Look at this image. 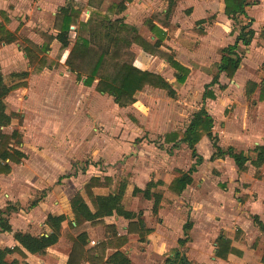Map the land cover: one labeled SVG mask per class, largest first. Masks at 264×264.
I'll return each instance as SVG.
<instances>
[{
    "label": "crops",
    "instance_id": "0c3cea01",
    "mask_svg": "<svg viewBox=\"0 0 264 264\" xmlns=\"http://www.w3.org/2000/svg\"><path fill=\"white\" fill-rule=\"evenodd\" d=\"M91 1L94 0H0V27H3L5 30L17 37V41L14 43H0V53L6 49L12 51L14 48H16L18 55L24 56L23 52L21 51V48L24 46V39H29L34 44L42 46L44 43L43 40L39 41L33 39L31 35L21 38V31L23 29L31 30L33 27H39L42 35L46 34L55 36L56 31L53 29L55 15L60 10V8L67 7L69 4H73L74 7L80 9L78 21L86 22L90 14L94 12L107 14L112 20L121 19L126 25L135 27L139 36L151 44L155 42L156 38L149 31L145 22L149 20L151 16H155L157 19L153 21L154 24L166 32V36L162 41L160 49L172 54L175 61L189 70V74L183 84H178L175 79V71L171 69V67L166 62L155 55H150L144 52L141 47L135 44L131 46V50L135 55L134 66L140 70L160 75L172 86L176 94L177 90L175 85H184L189 80L203 82L200 104L201 107L204 106L208 114L211 116L208 111L210 102L214 103L216 100L221 99L223 101V105L225 106L222 111V121L220 122V127L215 118L213 119L214 116H211L213 119L212 134L213 136L217 137L218 145L224 150L231 147L235 152H243L248 154L250 160L246 162L245 169L240 172H238L233 159L229 156L210 160L213 149L211 141L204 136L202 139L206 138L210 151L207 153V155L202 153L198 154L196 149L197 145L195 146L197 156H201L203 161L201 164L196 166V171L191 174V182L180 194H175L172 192L170 190V186L174 179L180 177L182 173L187 172L196 161V158L191 154V150L183 143L181 144L187 147V149L190 151L191 157L194 160L190 158V164L186 168L185 166H177L176 168L179 170L177 171V175L170 176L169 179L166 178L168 181H164V178H161L162 176H160V174L159 177H157V172H153V174L152 172L147 173L146 169H144V166L139 163L136 167L132 168L130 176H124L118 180V177L114 175V169H112L111 172H102L101 170H94L93 167L89 166L85 170L83 169V172L80 173L79 171L77 175L73 174L72 176H68L66 179H64V182L67 186L71 187L72 189L74 187L75 188L73 192L67 188L66 193L58 196L57 192L51 189L52 186L46 185V182L43 183V181L40 180V176L43 171L40 167L36 166L31 170L29 176H27V178H25V180H23L21 183L26 185L25 182L28 181L29 177V180L32 181V185L35 187V189H46V191H49L50 189V192L46 193V195H44L40 201L36 202L35 204L32 203L33 205L31 204L32 206L30 207V211L25 215L20 214L19 216L17 214V208H14V211H11L6 215L12 232H0V249L4 250L6 248L19 246V244L13 238V233L15 232L28 233L35 237L46 236L48 233H50V229L45 224V220L48 215L64 216L65 221H63L61 224V235L58 242L55 245L47 248L45 253L42 255L29 254L20 247L22 252L25 254V257H22L15 252L9 253L6 255V261L10 262L16 260L18 261V264H66L72 246V242L70 240L71 238L76 237L80 233L84 232L87 236L85 249H90L99 242L105 241L104 226L112 225L115 227L118 236L127 237V243L121 247L120 251L124 252L131 261V264H133L131 256L136 250L134 245L137 246L143 245L144 243L146 244L154 240L155 237H158L159 233L162 232V230L159 228L161 226L158 225L159 221L157 222V226L154 227L152 224L146 222L145 213H142L141 210L128 206L127 200L129 198L140 199L141 197L145 202L150 203L151 216L157 217L158 219L162 215V217L165 218L164 212L172 205V203H175L176 198H181V200L185 199L189 202L190 212L186 215L184 222H181V217L183 215L180 216V214L177 215V219L174 216L173 222L172 220L171 222L170 220L168 222L174 227L172 228L173 231H167V233H170V237H173L174 247L171 249V252L165 256L162 264H165L167 259L176 258L177 256L183 258L187 264H262V257L264 254V237H260L261 239H258V237L260 235H264V227H262L264 226V214L262 213L264 211V162L258 166H255L252 161L256 159L255 148L258 146H264V100L259 99L260 87L264 83V68L262 69L264 65V54L262 52H258L257 50L259 49L257 42L264 43V29H261L264 28V0H246L245 14L236 16L235 20L225 15L224 0H177L170 19L167 21L169 23V26L167 27H164L161 22L164 21V15L168 7V0H165L162 8L159 7L160 5L158 1L160 0H131L130 2H125V9L118 13H116L115 9L109 11L108 7L110 5L112 6L113 4H118L123 0H95L98 1L101 6L106 4L104 9L100 7L98 9V7L96 8L95 6H92ZM55 6L58 7L55 8ZM83 13H85V17L81 16ZM173 14V22H171V17ZM34 15H39L36 21L33 20ZM47 15L50 16L52 22L50 29L46 27L47 24L44 22L45 16ZM178 15L179 20L177 22L175 19L178 17ZM236 20L238 21L239 25L236 27V29H234L233 25H235ZM246 24L250 25V28L254 31V36L248 47H244L241 44L238 45L240 50H242V53H240L241 62L238 69L234 73L232 79H228L225 73H219L218 83L210 88V90L213 92L214 98L206 99L203 102L202 97L204 93V86L209 84L213 76L217 74V65L219 64L221 58V50L229 45L234 44L235 39L240 32V27ZM171 25L174 26L175 36L179 38L178 41L176 38L174 39V45L172 46L173 49L171 46H168L170 44L167 39V31ZM70 28L71 31L69 33V42L72 45L76 37L75 26H71ZM144 28L147 29V33L142 31ZM185 33H188V37L184 35ZM29 34L33 33L30 32ZM71 35H73L72 39ZM53 45H56L59 49H61V45L56 40H53L47 53L50 52ZM63 51H65L63 58L64 64L69 49H65ZM13 59L15 58H13L10 54L8 55L7 59L4 53H1L0 71L3 77V82L8 86L20 82L27 83V81L30 80V77L33 76L32 74L36 73L32 72L33 69L29 66L26 58L24 60L26 65L25 67L21 66L22 69L14 68L17 65H21L22 63L19 62L18 64L16 62H12L11 60ZM45 62L46 67L43 68L41 72H43L44 69L51 68L50 64L48 63V59H46ZM64 66L76 79V75L72 73L65 64ZM10 68L12 69L10 70ZM6 72L8 73L6 74ZM21 73H27V76L19 75ZM7 75L10 77V82L8 83L6 81ZM68 82L72 81L69 80ZM80 82L82 83V81ZM248 82L255 83L257 87L250 95L247 96L245 89ZM82 86H84L83 83ZM24 88H26V86L17 88L15 90ZM146 88L161 92L164 91L149 86H146L145 89ZM7 96L0 101V106L3 108L4 112L10 113V111H7L5 107V99ZM250 99L251 101L249 103L248 100ZM229 104L231 107L228 106ZM114 105L117 108H120L115 103ZM227 107L230 109L229 111H227ZM129 108L130 106L125 107V109ZM19 114L22 118V114ZM61 119L62 118H60V120ZM80 120L85 121L82 118H80ZM63 121H65L64 118ZM65 122L67 123H62V126L60 124L58 127L60 132L63 131L65 125L67 126V129H69L70 126H73V124L70 122L69 124L68 121ZM83 123L85 124V122ZM43 126L44 124L39 122L38 119L27 122V127L32 128L33 130H41ZM3 129L4 128L1 129L2 132ZM84 129L86 128L80 127L79 130L84 131ZM171 134L167 135L169 136ZM85 135H78L76 138H73V141L82 138L84 139ZM164 138V145L172 144L173 147H175L180 143L178 140L165 143ZM22 141L23 136L21 140L20 151L24 153L27 158L28 153L26 152ZM73 141H70V143ZM65 145L66 147L70 146L66 143ZM112 153L113 152L106 153V155H112ZM84 154L80 157L84 156ZM65 155L75 157L66 153ZM65 155L60 156L65 157ZM32 156L34 155L32 154ZM32 156L30 155L29 157ZM80 157L75 158L78 159ZM49 161H51V157L49 158ZM169 163L172 162H167L166 160V169ZM20 164L10 163V174L0 175V179L1 177L10 178L14 168ZM208 165L213 166L211 170L216 167L221 169L226 168V171L223 175H221V177L225 176L224 178H229L227 186L224 187V185H222L224 189L228 187L227 191L219 192L218 190L213 189L214 187L207 185L208 183H211L210 177L205 178L206 180L201 184L196 182V179L201 173V167H209ZM169 167H173V163L172 166ZM182 167L184 168L183 171H181ZM94 171H96V173ZM139 171L143 175H146L145 179L138 176ZM47 173L52 174L53 170H45V174ZM165 175L169 177L167 173H165ZM210 176L214 177L211 175V172ZM65 177L66 176H62L61 178ZM91 178H98L99 182L105 184L100 187H93L91 190L93 196H108L110 194L114 196L120 186L124 185L121 205L125 211L130 212L133 216L130 219H126L125 217L117 215L113 212V214L109 217L96 220L95 222H100L98 224L91 225L89 223H85L81 230L76 232L72 231L68 227V221H73L70 200L75 194L79 193L84 203L89 207V210L92 213L94 212V208L84 190L85 184L89 182ZM105 178L110 179L109 182L105 183ZM157 179H160L161 181H157ZM152 182L155 184V186L150 188L149 195L146 196L143 191L147 188L148 184ZM42 185L43 188H41ZM235 188L240 190V195H243V197L238 200L236 205L232 203L234 191L235 194L239 193L237 190H235ZM134 189H138L141 192L133 194ZM189 190L193 191L192 194L189 192ZM158 192L161 193V199L158 203L157 211L154 213L153 208L155 199L153 194ZM245 195H248L246 199H244ZM243 199L244 202H242ZM58 201H61L62 203ZM9 202L10 201L8 200V203ZM8 203L5 205V207L11 205ZM63 203L64 205L62 206ZM3 210L4 209H0V211ZM21 210L22 209H20V212H22ZM230 212H232V214ZM221 214L222 216L220 217ZM245 217L246 219H244ZM219 218L220 222L217 221ZM138 219L142 221L141 227H136L134 234H128V224L130 222H136ZM241 220L244 222H241ZM179 221L180 223L178 225L177 223ZM187 221L191 223V228L187 231V236H185L183 225ZM234 223H238L241 228L237 227L235 230H232L231 227L234 225ZM218 225H220L221 228L226 231L222 232ZM245 226L251 227L252 230H254V236L248 238L246 234H244ZM66 228L70 233L67 236L69 244L65 250H62L60 248L61 241L64 240L63 236ZM217 228V233L212 236V232L216 231ZM185 237L188 238L187 241L183 245H179L178 241L185 239ZM221 238L230 241L229 249L232 251L229 250L227 252L225 248H223L220 255H217L219 248L218 240ZM188 244L192 246V249L189 248V251L185 252L184 249L187 248ZM113 252H115V249L108 246L104 259L106 260L107 257ZM85 264L89 263L86 262Z\"/></svg>",
    "mask_w": 264,
    "mask_h": 264
},
{
    "label": "rangeland",
    "instance_id": "374dc122",
    "mask_svg": "<svg viewBox=\"0 0 264 264\" xmlns=\"http://www.w3.org/2000/svg\"><path fill=\"white\" fill-rule=\"evenodd\" d=\"M158 2L159 7L162 8L165 0ZM91 5L96 8L98 7V9L99 7L104 9L106 4L101 6L98 1L94 0L91 1ZM57 7L55 6V8ZM38 16L34 15L33 20L36 21ZM81 16L85 17V13ZM173 16L174 14L171 17V22H173ZM175 20L178 22L179 15ZM44 22L47 24L46 27L50 29L52 22L49 15L45 16ZM173 25L167 31V39L170 44L168 46H171V48L174 45V39L176 38L177 41L179 39L175 36ZM238 25V21L236 20L235 25H233L234 29ZM142 31L148 32L146 28ZM30 32L33 34H29ZM20 34L21 38L31 35L33 39L45 41L39 27H33L31 30L23 29ZM184 35L188 37V33ZM72 38L73 35H71ZM257 45L259 47L257 49L258 52L264 54V43L257 42ZM1 53H4L7 59L9 54L15 58L11 60L12 62L22 63L14 68L22 69L21 66L25 67V56H19L16 48L12 51L6 49ZM64 53L65 51L53 45L50 52L44 55L45 59H48L51 68L44 69L41 73H36L32 70L36 74H32L33 76L30 77V80L28 78L29 81L26 83V88L11 92L5 99L7 111L17 112V114L21 113L22 118L20 116L13 118L11 124L3 129V133L10 134L15 130L16 132L19 131L23 136L22 144L28 153V157L25 159L27 161L23 160L20 165L14 168L10 178L1 177L0 179V209H4L3 211L7 207L17 208L19 216L20 214L25 215L30 211V207L33 204L40 201L46 193L50 192V189L49 191H46V189L41 190L40 188L35 189L29 177L28 181L25 182L26 185L21 183L36 166L40 167L43 171V173L41 172L40 180L43 183L46 182V185L52 186L51 189L60 196L67 192V188L72 192L75 188L72 189L67 186L64 179L73 174L77 175L79 171L80 173L83 172L89 166L93 167L94 170H101L102 172H111L114 169V175L118 177V180L121 177L130 176L132 168L136 167L139 163L144 166L147 173L152 172L153 174V172H157V177L160 174L161 178H164V181H168L166 178L169 179L170 176L177 175V171H179L176 168L177 166H185L186 168L190 164L189 159L194 160L185 145L181 143L175 147L172 144L164 145L163 138L165 135L171 133H176L179 138L182 137L192 115L201 107L203 82L189 80L184 85H175L177 94L174 98H169L164 91L143 88L141 93L136 94V103L130 106L129 109H125V107L117 108L110 96L99 94L95 91L94 85L96 82L90 87H84L80 81H77L68 72L63 64ZM240 53H242V50H240ZM6 79L7 83L10 82L8 75ZM69 80L72 82H68ZM248 101L250 103L251 99ZM228 106L231 107L230 104ZM224 108L225 106L221 99L216 100L214 103L210 102V106L208 107L209 113L212 117L214 116L213 119L215 118L219 127L221 126L220 122L222 121V111ZM229 110L227 107V111ZM60 118L62 119L60 120ZM63 118L65 121H68V124L70 122L73 126L67 129L65 125L63 131L60 132L58 129L60 124L62 126V123H67L63 121ZM80 118L85 121L80 120ZM34 119H38L39 122L44 124L41 130H33L27 127V122L34 121ZM80 127H85L86 129L84 131L79 130ZM82 134H86L84 139L73 141V138ZM70 141L73 142L70 143ZM65 143L70 146L66 147ZM196 149L198 154L207 155L210 148L206 138L197 144ZM110 151L113 152L112 155H106V153H111ZM65 153L75 157L85 154L76 159L75 157L65 155ZM30 155L32 157H29ZM60 155H65V157ZM50 157L51 161H49ZM166 160L167 162H172L173 167H169L172 166V163H169L166 169ZM208 166L201 167V173L196 182L201 184L206 180L205 178L210 177L211 183L207 185L214 187L213 189L219 192L227 191L228 187L224 189L222 185L226 187L229 178H224L225 176L221 177L226 168L221 169L216 167L211 170L213 166ZM45 170H53V173L45 174ZM183 170L184 168L182 167L181 171ZM94 172L96 173V171ZM210 172L214 177L210 176ZM62 176L66 177L61 178ZM138 176L143 179L146 178V175H143L140 171ZM157 181L161 180L157 179ZM41 188H43V185ZM235 190L239 192L238 194H235V191L233 193L232 203L236 205L243 195H240V190L236 188ZM189 192L192 194L193 191L189 190ZM247 197L248 195H245L244 199ZM244 199L242 202H244ZM8 200L10 201L9 203ZM58 202L62 203L61 201ZM7 203L11 205L5 207ZM127 204L145 213L146 222L152 224L154 227L157 226V222L159 221L158 225L161 226L159 228L162 230L154 240L143 245H134L136 250L131 256L133 264H162L165 256L174 247L173 237H170V233H167V231H173L172 228L174 227L168 222L169 220L173 222L174 216L177 219V215L179 214L180 216L183 215L181 222H184L186 215L190 212L189 202L185 199L176 198L175 203H172L164 212L165 218L162 215L159 217L160 220L157 217L151 216L150 203L145 202L141 197L140 199L129 198ZM20 209H22V212H20ZM230 213L232 214V212ZM262 213L264 214V211ZM217 221L220 222V218ZM241 222L244 221L241 220ZM179 223L180 221L177 224L179 225ZM218 227H220L222 232L226 231L220 225ZM237 227L241 228L238 223H234L231 229L235 230ZM217 231L218 228L212 232V236ZM64 232V240L61 241L60 247L62 250H65L69 244L67 236L70 233L67 228ZM244 234L248 238H251L255 232L251 227L245 226ZM260 237H264V235H260L258 239H261ZM189 248L192 249V246L188 244L184 251H189Z\"/></svg>",
    "mask_w": 264,
    "mask_h": 264
},
{
    "label": "trees",
    "instance_id": "16d2710c",
    "mask_svg": "<svg viewBox=\"0 0 264 264\" xmlns=\"http://www.w3.org/2000/svg\"><path fill=\"white\" fill-rule=\"evenodd\" d=\"M131 0H123L118 4H113L108 7L109 11L116 10V13L122 12L125 9V2ZM177 0H168L167 11L164 15L162 25L169 26L167 22L170 19L172 11ZM246 0H224L225 15L231 19H236L238 15L245 14ZM80 9L69 4L67 7H62L56 13L53 23V29L56 35L43 34L45 39L42 46L34 44L29 39H24V46L21 48L29 66L33 72H41L46 67L44 55L49 50V46L53 40H56L62 50L69 49L66 55L64 64L69 70L76 75L77 81H82L83 85L90 87L96 81L95 91L99 94L108 95L113 99V102L119 107H128L135 103L136 94L141 92L146 86L161 89L166 91L171 98L176 96L175 90L166 82L163 77L148 71H143L134 66L135 55L131 50L132 45H138L142 50L150 55H155L166 62L171 69L175 71V79L178 84H183L189 74V70L181 66L174 60L173 55L162 51L160 46L166 36V32L159 26L154 24L155 16H151L145 22L149 31L156 38L154 43H149L139 36L135 27L126 25L121 19L112 20L107 14L100 12L91 13L86 22L78 21ZM71 26H75V41L71 45L69 42V33ZM254 36V31L250 25L246 24L240 27V32L235 39L233 45H229L221 50V58L217 65V74L213 76L211 82L204 86L203 102L206 99H213L214 95L210 88L218 83V74L225 73L228 79H232L234 73L238 69L241 56L239 44L248 47ZM17 41V37L12 33L0 27V43L11 44ZM19 75L27 76V73ZM26 82H20L14 85H6L3 82V77L0 71V101L3 100L11 91L25 87ZM256 84L248 82L245 93L250 95L255 89ZM259 99L264 100V83L260 87ZM17 113H6L0 106V175H8L11 172V164H20L26 155L20 151L22 135L19 132L10 134L3 133L2 128H6L11 124L13 118H18ZM213 119L208 114L206 108L202 106L195 112L190 119L188 127L183 132L182 137L178 139V135L173 133L164 138L165 143L177 141L187 145L191 150V154L196 158L195 163L187 172L181 174L180 177L173 180L170 190L175 194H180L185 187L191 182V174L196 171V166L203 161L201 156H197L195 146L199 143L202 137H207L211 141L213 153L210 160L229 156L233 159L238 172L245 169V164L250 160L249 155L243 152H235L233 148L222 149L218 145L217 137L212 134ZM256 159L252 161L255 166L264 162V146L255 148ZM110 179L105 178V183ZM105 185L99 182L98 178H91L84 186L85 193L90 200L94 212L89 210V207L84 203L79 193L75 194L70 200L71 212L73 221H68V227L72 231H79L85 223L91 225L98 224L95 222L98 219L109 217L114 213L121 215L126 219H130L133 215L123 209L121 205L124 185L120 186L114 196H93L91 190L93 187ZM155 184L149 183L143 193L148 196L151 187ZM141 192L134 189L133 194ZM155 204L153 211L156 213L158 203L161 199V193L153 194ZM14 211L12 208H6L0 212V232L11 233L6 215ZM65 221L64 216L48 215L45 224L50 229V233L46 236H32L28 233L15 232L13 233L14 240L19 244L13 248L0 249V264H18V261H6V255L9 253H18L25 257L21 248L32 255H42L46 249L55 245L61 235V224ZM74 223V225H73ZM142 221L138 219L136 222L128 224L127 233L134 234L136 227H141ZM261 226V225H260ZM264 227V226H262ZM191 228V223L187 221L183 225L184 235L187 236V231ZM86 234L80 233L78 236L71 238L72 246L66 264H131L127 255L120 251L121 247L127 243V237H120L112 225L104 226L105 241L99 242L90 249H85ZM188 238L178 241L179 245H183ZM230 241L223 238L218 240L217 255H220L223 248L228 252ZM113 247L115 252L105 260V252L107 247ZM21 247V248H20ZM84 260V261H83ZM165 264H187V262L177 256L169 258ZM264 264V254L262 257Z\"/></svg>",
    "mask_w": 264,
    "mask_h": 264
}]
</instances>
